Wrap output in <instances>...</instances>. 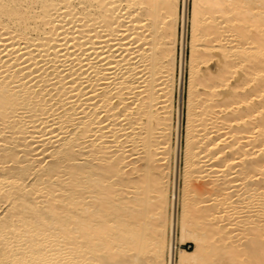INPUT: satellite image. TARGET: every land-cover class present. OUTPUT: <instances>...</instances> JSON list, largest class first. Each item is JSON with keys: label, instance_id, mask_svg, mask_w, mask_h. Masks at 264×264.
<instances>
[{"label": "bare ground", "instance_id": "6f19581e", "mask_svg": "<svg viewBox=\"0 0 264 264\" xmlns=\"http://www.w3.org/2000/svg\"><path fill=\"white\" fill-rule=\"evenodd\" d=\"M179 2L0 0V264H264V0H191L177 215Z\"/></svg>", "mask_w": 264, "mask_h": 264}, {"label": "rangeland", "instance_id": "374dc122", "mask_svg": "<svg viewBox=\"0 0 264 264\" xmlns=\"http://www.w3.org/2000/svg\"><path fill=\"white\" fill-rule=\"evenodd\" d=\"M191 0H186V4H185V20H184V24L181 26L180 24L177 25L176 31H177V36H176V46H175V57H176V67H175V71H174V86H173V94H172V118H173V124H176V122H178V133H177V137H178V144H179V159H178V163H177V178H176V213L177 215L179 214L180 208H179V202L181 199V190H182V185H183V178H182V153H183V145H184V130H185V124H186V107H185V103L187 101V80H188V61H189V55H190V48H189V41H190V29H191V23H190V14H191ZM178 14L179 16L182 14V7H181V0L178 3ZM181 35L184 39V44L183 46H180V39H181ZM179 56L182 57V76H181V83L179 81V68H178V64H177V60L179 59ZM218 59V56L214 55L213 57L210 58V60L204 64L203 66L200 67V69L202 71L206 72V68L209 69V72L214 71L215 67L218 63H216V61H218L217 59L214 61V58ZM213 58V59H212ZM212 59V60H211ZM216 65H214L213 63ZM212 65V66H210ZM209 66V67H208ZM214 66V68H213ZM204 68V69H202ZM213 68V69H212ZM211 70V71H210ZM240 75V73H236V77H238ZM235 76H233V79H230L232 82L236 79ZM230 81V82H231ZM247 89V87H246ZM178 107H179V121H178ZM174 139H175V133H172V137H171V143L172 145L174 144ZM170 167L171 169L169 170L170 172L172 171L173 168V162H172V156L170 157ZM181 176V177H180ZM171 177V175H170ZM203 181V179H194L191 178L190 179V188H193V191H195L196 189L199 190V192L202 194L200 195L199 192H196L197 194H199V196H203L204 200H205V204H209L210 202H212V200L209 201V203L206 201L207 199V192L209 191L208 187L206 185V183ZM195 189V190H194ZM201 189H204V191H206L205 189H207L208 191L204 194L203 192H201ZM192 191V190H191ZM204 194V195H203ZM178 199V200H177ZM175 241V247H174V253L177 254L179 249H186V250H190L194 248V244L189 240H187L185 243L183 244H178ZM212 264H220V262L217 263H212Z\"/></svg>", "mask_w": 264, "mask_h": 264}]
</instances>
